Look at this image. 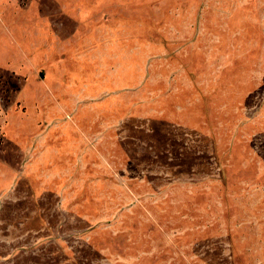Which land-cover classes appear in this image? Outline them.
<instances>
[{
	"label": "rangeland",
	"instance_id": "1",
	"mask_svg": "<svg viewBox=\"0 0 264 264\" xmlns=\"http://www.w3.org/2000/svg\"><path fill=\"white\" fill-rule=\"evenodd\" d=\"M55 25L54 99L11 103ZM2 51L0 264H264V0H0Z\"/></svg>",
	"mask_w": 264,
	"mask_h": 264
},
{
	"label": "crops",
	"instance_id": "2",
	"mask_svg": "<svg viewBox=\"0 0 264 264\" xmlns=\"http://www.w3.org/2000/svg\"><path fill=\"white\" fill-rule=\"evenodd\" d=\"M45 17V16H44ZM46 20V18H45ZM61 24V23H60ZM59 24V26H60ZM59 26L55 25V32L53 34H49L48 36H44V44L41 49L38 50H31V52H25L19 59L18 67L21 68L24 72L27 73V81H24V87H22L17 95L12 98L10 101L25 104H36L39 108L41 103H45L49 100L54 99L52 95V91H55L57 87V82L59 86H61V82L56 81L55 75L52 77L54 72H58V62H54V52L55 46L57 44V37L60 39V31ZM40 32V28L37 27L36 31L32 32V35L35 36ZM11 36V33L9 34ZM45 35V34H44ZM49 40V43L47 42ZM60 41V40H59ZM59 43V42H58ZM60 44V43H59ZM52 48L50 49V47ZM61 47V45H59ZM7 50H5V57L7 56ZM4 51L0 52L1 59L3 58ZM13 56V55H12ZM13 61V57L10 59ZM59 61V60H58ZM39 67L41 71L39 70ZM7 74H12L13 70H7ZM48 74V75H47ZM43 77V78H42ZM10 107L4 110V124L2 125V129L0 130L1 135L0 137H5L4 141L6 142L7 146L5 150H0V155H6L12 148L13 145L10 144L8 139V134L12 131H18L20 134H25L28 132L25 130V126L28 124V120L25 121L24 112H15L10 111ZM35 135L39 138L37 139V143L39 144L35 150L39 151L40 155L42 156V160L44 161L43 164L47 165V163L53 162V160L59 161L61 158V146L56 145L55 140L57 134L60 135V131L58 130H43L39 129L38 126H34ZM20 131V132H19ZM51 136L53 139L51 140ZM60 152V153H59ZM32 158V156H30ZM29 162V161H28ZM21 163L11 162L5 158H0V170H9L10 173L13 175L11 180L13 181L15 177L18 175L17 166H20Z\"/></svg>",
	"mask_w": 264,
	"mask_h": 264
}]
</instances>
